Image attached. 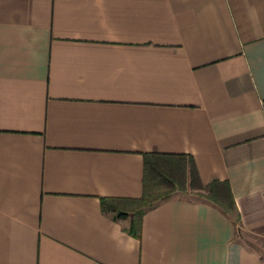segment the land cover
<instances>
[{"label": "crops", "instance_id": "obj_1", "mask_svg": "<svg viewBox=\"0 0 264 264\" xmlns=\"http://www.w3.org/2000/svg\"><path fill=\"white\" fill-rule=\"evenodd\" d=\"M144 152L233 211L177 190L134 237L100 197ZM0 264H264V0H0Z\"/></svg>", "mask_w": 264, "mask_h": 264}, {"label": "trees", "instance_id": "obj_2", "mask_svg": "<svg viewBox=\"0 0 264 264\" xmlns=\"http://www.w3.org/2000/svg\"><path fill=\"white\" fill-rule=\"evenodd\" d=\"M177 190H196V196L218 206L225 212H232L234 201L227 181L217 178L203 184L198 176L193 157L187 153H143V191L124 208L116 197H100L101 209L113 212V218H126L130 214L127 231L140 237L141 216ZM121 206V207H120Z\"/></svg>", "mask_w": 264, "mask_h": 264}, {"label": "rangeland", "instance_id": "obj_3", "mask_svg": "<svg viewBox=\"0 0 264 264\" xmlns=\"http://www.w3.org/2000/svg\"><path fill=\"white\" fill-rule=\"evenodd\" d=\"M132 206L134 205V203L131 204ZM131 205L129 207H131Z\"/></svg>", "mask_w": 264, "mask_h": 264}]
</instances>
